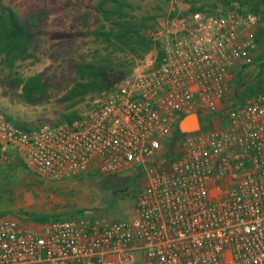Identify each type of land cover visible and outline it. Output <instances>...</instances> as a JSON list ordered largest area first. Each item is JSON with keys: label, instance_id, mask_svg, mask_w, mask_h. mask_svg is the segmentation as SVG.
Wrapping results in <instances>:
<instances>
[{"label": "built area", "instance_id": "obj_1", "mask_svg": "<svg viewBox=\"0 0 264 264\" xmlns=\"http://www.w3.org/2000/svg\"><path fill=\"white\" fill-rule=\"evenodd\" d=\"M255 23L235 10L169 16L131 74L73 120L27 127L0 111V145L41 180L145 181L129 218H0V264H264V96L161 154L186 115L222 109L259 51Z\"/></svg>", "mask_w": 264, "mask_h": 264}, {"label": "rangeland", "instance_id": "obj_2", "mask_svg": "<svg viewBox=\"0 0 264 264\" xmlns=\"http://www.w3.org/2000/svg\"><path fill=\"white\" fill-rule=\"evenodd\" d=\"M124 1L128 6L122 10L125 16L122 18L99 11L101 0H0V19H6L12 12L33 29V40L28 45L32 56L9 61L5 54L0 55V111L15 123L27 127L76 118L103 92L109 91L95 90L86 96L68 98L74 85L81 80L78 65L102 64L111 68L108 72H112V76L120 72L129 76L137 62L153 49L151 35L159 22L173 13L184 16L193 11L221 14L235 10L252 15L256 19L252 32L260 40L253 64L242 71L240 67L234 70L230 92L222 109L210 119L200 120L201 129L223 126L232 107L264 96L262 14H252L247 7L229 0L226 1L228 4L224 0ZM109 5L104 3L103 8ZM116 23H127L132 27L130 34L122 37L126 31ZM35 76L42 77V96L41 101L34 104L25 98L22 82ZM179 124L172 139L161 149L162 159L173 153L175 142L183 137ZM106 179L104 176H85L47 182L15 158L11 148L0 145V218L17 219L36 226L38 224L29 222L28 214H45L52 220L129 218L145 181L130 174L112 178L109 188L104 187Z\"/></svg>", "mask_w": 264, "mask_h": 264}, {"label": "trees", "instance_id": "obj_3", "mask_svg": "<svg viewBox=\"0 0 264 264\" xmlns=\"http://www.w3.org/2000/svg\"><path fill=\"white\" fill-rule=\"evenodd\" d=\"M103 3L98 7L99 11L104 10V12L110 15H118L124 18L122 10L128 6L124 0H101ZM226 4H228L224 0ZM231 2H238L241 6L247 7L249 12L255 15H263L264 20V0H229ZM104 3H109L108 8H103ZM242 13V11H239ZM247 15V14H246ZM176 16V13L171 15ZM121 18V19H122ZM117 24V23H116ZM127 23H118L125 29V34L122 37L130 34ZM32 26L22 22L17 15L10 12L6 19H0V55L5 54L9 61L13 58L21 57L28 58L32 54L28 51V45L33 40ZM259 40V39H258ZM260 42V40H259ZM111 68L106 65L96 64V63H85L78 65V74L81 76V80L78 81L73 89L69 92L68 98H78L86 96L95 90H111L115 87V83L121 82L128 74L120 72L117 76H112V72H108ZM83 80V81H82ZM42 81L41 76H35L27 81H23V91L24 96L27 101L32 103H38L41 101L42 90L40 84ZM264 91V90H263ZM262 92V89H259ZM248 97V96H247ZM245 103V102H244ZM199 116L200 113H198ZM75 118V117H74ZM74 118H67L68 121ZM10 119V118H9ZM210 119V118H208ZM200 120L204 122V119L200 117ZM20 125V123H17ZM169 159L173 158V155L168 156ZM36 175V174H35ZM37 176V175H36ZM112 178L107 177L105 180L104 187H112ZM29 222L33 224L42 225L53 221L52 218L45 214L40 213H30L28 214Z\"/></svg>", "mask_w": 264, "mask_h": 264}, {"label": "water", "instance_id": "obj_4", "mask_svg": "<svg viewBox=\"0 0 264 264\" xmlns=\"http://www.w3.org/2000/svg\"><path fill=\"white\" fill-rule=\"evenodd\" d=\"M181 133H195L200 131L201 123L197 113H190L186 115L179 124Z\"/></svg>", "mask_w": 264, "mask_h": 264}]
</instances>
